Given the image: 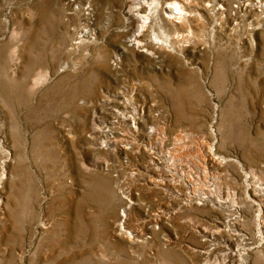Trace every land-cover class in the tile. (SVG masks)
Here are the masks:
<instances>
[{"label":"rangeland","instance_id":"obj_1","mask_svg":"<svg viewBox=\"0 0 264 264\" xmlns=\"http://www.w3.org/2000/svg\"><path fill=\"white\" fill-rule=\"evenodd\" d=\"M172 1L0 0V264H264V0Z\"/></svg>","mask_w":264,"mask_h":264},{"label":"bare ground","instance_id":"obj_2","mask_svg":"<svg viewBox=\"0 0 264 264\" xmlns=\"http://www.w3.org/2000/svg\"><path fill=\"white\" fill-rule=\"evenodd\" d=\"M146 3H148V5H149V7L151 8V9H153V8H158V5H160V0H144ZM260 8H261V11H264V4H261L260 5ZM150 9V10H151ZM166 13H168L167 15H168V17L169 18H171V19H173V18H175V19H182V18H184L185 16H186V14H187V12H186V10H185V8L180 4V2H178L177 0H174V1H172V2H169L168 4H167V6H166ZM138 10V9H137ZM148 12V11H147ZM262 14L264 15V12H262ZM152 15V14H151ZM263 15H262V18H264L263 17ZM146 19H150V18H148L144 13H141V11L139 10L138 11V15L136 16V20H137V22L139 23V22H142V26H141V28H142V31H144L145 30V28L147 27V23H146ZM149 25V24H148ZM139 26V25H138ZM156 36H157V34H156ZM157 38V37H156ZM159 39V38H158ZM162 40L163 39H161V43H159V46L162 48V49H166V50H168V51H171L170 50V48L168 49V47H170V44H169V42H167V43H165V42H162ZM81 41H83V39L81 38ZM158 41H160V40H158ZM77 43H80V41H76L75 43H74V45L76 44L77 45ZM134 44H136L138 47L139 46H141V45H143V43L141 42V41H137L136 40V38H135V43ZM65 67H63V69H64ZM126 100L127 99H125V101H124V105L122 106V108H121V110H123V111H121V110H119L117 113H115V116L113 117V118H115V119H117V120H119V121H122V122H127L129 119H131L133 122H134V125L135 126H133L132 128L133 129H138V127L136 126V124L138 123V121H137V116H138V114L140 113V109H139V106H137V105H135V106H132V104H131V107H132V113H134L133 115H129V112H128V109H131V107H129V105H128V103L126 102ZM128 101H130V100H128ZM140 115V114H139ZM130 121V120H129ZM116 122L117 121H115V124H116ZM130 123H131V121L129 122V125H128V127L130 126L131 127V125H130ZM115 124H113V125H115ZM126 127V126H125ZM114 129H115V126H113V127H109L108 128V126L107 127H104V128H102V132H100V133H102L103 134V136H102V139H106L103 143H101L102 145H106V147H107V150L109 149L108 147L112 144V143H115L116 144V146H118L117 147V150L118 149H125L124 147H127V145H129V147H130V145L131 144H129V143H126V141H122L123 143H124V147L122 146V143L119 141V140H117V139H115L116 138V136H113V133H114ZM140 131V130H139ZM185 138L186 137H184V136H182V137H179V136H177L174 140H175V142H174V145H180V146H185V144H186V140H185ZM99 139H101V136H100V138ZM124 139V138H123ZM162 141V140H161ZM164 143V142H163ZM104 145V146H105ZM174 145H173V148H176V147H174ZM211 146V145H210ZM147 148V147H146ZM173 148H171V149H173ZM127 149V148H126ZM171 149H169V151H167V154H165V156H166V162L168 163L169 162V160L172 162V156H173V154H172V151H170ZM216 150V149H215ZM174 151V150H173ZM177 151V150H176ZM177 153V152H176ZM209 153H210V155H211V158L213 159V160H215V161H218L219 159L217 158V160H216V158H215V153L213 152V148H211L210 150H209ZM178 154V153H177ZM218 155V154H217ZM216 155V156H217ZM150 156H152L151 154H150ZM162 158V157H161ZM174 158V157H173ZM179 158V157H178ZM222 159V158H221ZM223 160V159H222ZM221 160H219V163H225L224 161H221ZM174 163V162H173ZM167 168L169 169V171L170 172H172L173 174H175L176 172L173 170L174 169V167H173V164L172 163H169L168 165H167ZM185 172H183V174H184ZM182 174V176L184 177L185 175H183ZM187 175V177H189V174L187 173L186 174ZM174 176V175H173ZM191 176V175H190ZM186 177V176H185ZM205 179H207V178H205ZM177 180V179H176ZM172 181H174V180H172ZM187 181V183L189 182L188 180H186ZM199 181V180H198ZM255 182V185H256V188L258 189V190H260V191H264V183H263V181H261V180H255L254 181ZM178 183V182H177ZM206 183V184H205ZM162 184H164V182L163 183H154V188H160L161 186H162ZM208 184V182L205 180L204 182H201V185H199V182H196V180H191V186L193 187V189H194V191H195V193L198 191V192H201L200 194H202V192L204 193V194H206L207 196H206V198H208L209 197V194L210 193H205L204 192V190L205 189H203L204 188V186L205 185H207ZM208 187V186H207ZM209 188V187H208ZM120 189H122V188H120ZM120 192V191H119ZM122 194H123V192H122ZM199 194V193H198ZM124 195V194H123ZM125 195H127V194H125ZM211 196V195H210ZM231 196L233 197V199H235V194L233 193H231ZM200 197V196H199ZM122 198L123 199H126L127 200V202H126V205L125 206H123L122 207V209H121V211L124 213V214H121V211H120V217H121V219H120V224H119V231H121V233H129L130 231H128V229H126V226H125V220H126V217H127V211L129 210V209H131L132 208V205L133 204H135V202L132 200V198H130L128 195L127 196H122ZM188 199V198H187ZM191 199V198H190ZM198 199V198H197ZM200 199V198H199ZM204 199V197L203 196H201V200H203ZM219 199V198H218ZM189 200V199H188ZM188 200H186L187 201V203L186 204H188L189 205V207H193V205L196 203V204H198L197 202H195V203H192V201H189L188 202ZM125 201V200H124ZM199 202V201H198ZM202 202V201H201ZM200 203V202H199ZM185 204V203H184ZM179 211V210H178ZM160 217H162V215L160 216L159 215V217H156V218H154L156 221L160 218ZM125 219V220H124ZM123 221V222H122ZM131 233V232H130ZM132 234V233H131ZM130 236V235H129ZM131 237V236H130Z\"/></svg>","mask_w":264,"mask_h":264},{"label":"built area","instance_id":"obj_3","mask_svg":"<svg viewBox=\"0 0 264 264\" xmlns=\"http://www.w3.org/2000/svg\"><path fill=\"white\" fill-rule=\"evenodd\" d=\"M264 17V16H263ZM264 20V19H263Z\"/></svg>","mask_w":264,"mask_h":264}]
</instances>
